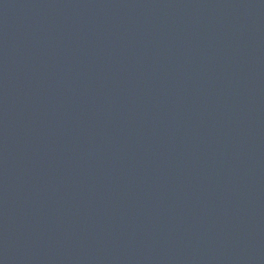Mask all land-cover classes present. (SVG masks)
Segmentation results:
<instances>
[{"label": "water", "instance_id": "95a60500", "mask_svg": "<svg viewBox=\"0 0 264 264\" xmlns=\"http://www.w3.org/2000/svg\"><path fill=\"white\" fill-rule=\"evenodd\" d=\"M0 264H264V0H0Z\"/></svg>", "mask_w": 264, "mask_h": 264}]
</instances>
